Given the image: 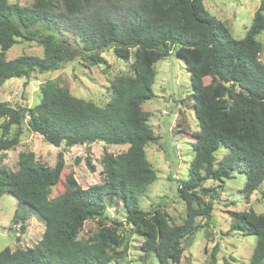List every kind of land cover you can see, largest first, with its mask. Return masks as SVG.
<instances>
[{
    "label": "trees",
    "instance_id": "trees-1",
    "mask_svg": "<svg viewBox=\"0 0 264 264\" xmlns=\"http://www.w3.org/2000/svg\"><path fill=\"white\" fill-rule=\"evenodd\" d=\"M35 0L21 6L0 0V86L12 77H29L34 71L57 70L79 56L72 42L40 28L63 27L80 37L81 54L88 53L93 64L103 63V51L129 59L135 49L134 74L111 80L112 96L98 105L73 95L69 88L48 79L41 87V100L33 107H13L0 101V152L19 143L8 138L11 126L27 120L31 132L39 133L60 146L84 145L97 141L129 144L120 154L102 156V181L80 185L73 172L67 175L66 189L50 197L63 173L65 160L59 153L54 167L36 160L33 151L19 154V167L12 171L0 165V196L12 193L18 200L13 222L26 231L29 214L45 222L42 239L34 246L0 251V264H107L116 256V247L126 241L122 221L101 227L88 238L79 234L85 220L108 218L107 209L122 201L126 219L144 237L142 247L155 253L159 264L178 263L183 254L182 240L210 225L213 217L212 188L208 178L223 180L233 171L247 175L246 198L264 181V63L259 54L264 31V0L256 10L243 38L205 7L204 0ZM130 2V3H129ZM36 40L44 47L43 56L23 54L6 58L17 37ZM175 54L182 58L193 86L195 111L200 130L196 132L195 156L189 177L181 182L179 195L187 204L180 224H170L159 209L146 212L139 198L156 179L145 146L159 136L148 124L149 112L142 104L154 96L155 64ZM210 77L205 83L203 74ZM224 146L227 154L218 162L215 153ZM87 164L95 166L87 158ZM232 231L256 236L249 264H264V212L231 211ZM203 216V224L196 218ZM218 245L212 258L216 261Z\"/></svg>",
    "mask_w": 264,
    "mask_h": 264
},
{
    "label": "rangeland",
    "instance_id": "rangeland-1",
    "mask_svg": "<svg viewBox=\"0 0 264 264\" xmlns=\"http://www.w3.org/2000/svg\"><path fill=\"white\" fill-rule=\"evenodd\" d=\"M61 0H56L60 4ZM261 0H204L208 11L223 21L233 37L240 39L246 35L254 14ZM21 6H32L35 0H8ZM133 2V0H132ZM130 3V2H129ZM40 28L59 37L69 39L78 49L79 56L52 71H34L31 76L12 77L0 86V101H5L13 107H33L41 100V87L48 79H53L58 85L69 88L70 92L80 98L92 100L98 105H105L112 96L111 80L119 75L134 74L132 63L135 49L131 50L129 59L118 57L113 48L103 51V63L93 64L88 53L81 54L83 44L80 37L71 30L63 27ZM262 43L259 54L264 63V31L257 36ZM1 50V49H0ZM43 56L44 47L36 40L17 37V42L6 51L8 60L20 55ZM156 79L153 84L154 96L145 101L142 106L150 116L148 124L153 128L159 139L145 146L146 156L151 162L156 179L148 186L146 192L139 198L140 206L146 212L161 209L170 224H180L187 214V204L179 195L181 182L189 177V167L195 156L196 132L200 130L196 116L193 86L190 74L182 58L175 51L155 64ZM205 83L210 81L203 74ZM6 118H0L1 125ZM18 135L19 143L0 152V165L12 171L19 167V154L22 151H33L39 163L54 167L63 153L65 167L61 179L56 186L51 187L50 197H56L66 189L67 175L70 172L81 186L87 187L102 181L101 159L104 153L120 154L129 148V144H108L103 141L84 145L56 146L47 141L39 133L31 132L27 120L20 125H12L8 138ZM228 152L224 146L215 153L216 162ZM87 158L95 166V171L87 164ZM247 175L244 172L233 171L230 178L223 180L208 178L204 187L212 188L215 199L207 194L204 200L213 202V217L210 225L204 226L198 232L182 240L184 249L181 260L171 264H249L250 257L256 244V236L245 235L240 231L230 229L233 221L231 211L254 210L264 212V181L246 198L243 192ZM18 200L10 192L0 196V251L9 247L12 250L34 246L42 239L45 222L38 214H29L25 221L26 231L22 232L20 224L13 222ZM108 218L104 220L92 217L85 220L80 231V238H88L99 231L101 227L112 225L113 221H122L121 232L125 235L124 244L116 247L115 258L107 264H159L155 253L147 254L143 247L144 237L137 233L134 226L126 219V211L122 201L110 204L107 209ZM205 218L199 216L196 222L203 224ZM218 245L216 261L212 253Z\"/></svg>",
    "mask_w": 264,
    "mask_h": 264
}]
</instances>
